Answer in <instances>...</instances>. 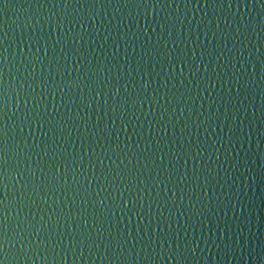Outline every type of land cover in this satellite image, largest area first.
<instances>
[{
	"label": "water",
	"instance_id": "95a60500",
	"mask_svg": "<svg viewBox=\"0 0 264 264\" xmlns=\"http://www.w3.org/2000/svg\"><path fill=\"white\" fill-rule=\"evenodd\" d=\"M0 264H264V0H0Z\"/></svg>",
	"mask_w": 264,
	"mask_h": 264
}]
</instances>
